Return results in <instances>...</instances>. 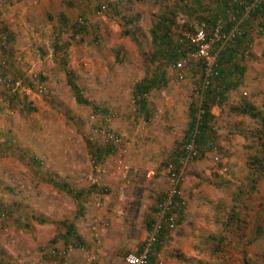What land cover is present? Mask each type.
Instances as JSON below:
<instances>
[{
    "label": "rangeland",
    "instance_id": "rangeland-1",
    "mask_svg": "<svg viewBox=\"0 0 264 264\" xmlns=\"http://www.w3.org/2000/svg\"><path fill=\"white\" fill-rule=\"evenodd\" d=\"M208 10L198 13L196 5L191 6L188 0H0V34L6 37V49L0 48V58L8 60V68L0 70L7 75L29 72L43 76L46 87L42 96H27L24 103L30 110L12 100L0 86V264H61L70 260L72 247L63 246L57 258L45 262L33 252L41 247L40 255L45 256L43 251L55 245H51L55 235L72 224L84 237L78 227L88 226L86 213L82 219L77 212L85 209L89 199V177L97 176L91 165L94 148L89 139L93 127L109 113L111 129L123 139V146L104 155L116 178L123 180L120 183L124 189L123 195H108L103 201L106 205L115 201L119 208L118 232L111 237L112 246H120L127 253L139 248L145 237V222L168 185L164 169L172 162L182 173L179 199L184 211L179 225L169 232L168 241L164 240L158 261L243 264L246 258L252 264H264V167L254 170L251 161L253 156L263 154V16L253 18L245 41H239L231 59L234 65L243 67L241 75L235 74L240 83L227 91L216 83L210 88L225 92L210 109L199 157L184 161L181 155L192 129L195 91L203 79V66L200 61H191L184 70V80L179 81L171 68L173 61L168 60L170 54L176 60L180 58L184 31L205 28L198 15L205 17ZM168 11L174 12L173 17ZM166 17L170 19L168 26L173 21L171 33L176 45L182 41L172 50L151 40L150 29L154 32ZM79 19L86 27L77 34L73 26ZM162 32L158 31V36ZM122 33L126 37L123 43L133 50L130 62L119 45ZM131 62H138L139 75L144 70L149 73L151 66L155 71H166L167 82L161 91L153 89L144 95L152 106V114L144 120L118 110L115 93H120L119 85L101 72L104 64L115 66L116 73L129 70ZM13 63H18L17 67ZM65 71L71 73L79 88L81 103L76 101ZM127 93L123 101L127 108L141 102L135 99L133 90ZM178 93L182 97L172 100ZM170 101L174 106L167 110ZM248 107L251 112L244 114L242 110ZM175 108L183 109L182 115L173 118L179 120L178 124L164 116L170 112L171 117ZM154 113H158L155 121ZM93 115H97L96 121L91 120ZM118 119L130 124L140 122L139 127L148 125L153 131L162 127L166 132L150 143H141L136 162L124 153L135 143L113 127ZM4 131L8 134H2ZM117 159L127 170L117 169ZM100 168L102 176L110 171L99 163ZM150 170L156 172L152 180L146 178ZM233 210L241 224L239 228H224L226 215ZM115 212L112 208L104 214ZM258 225L263 233L256 231ZM75 259L80 264L93 261L89 255H76Z\"/></svg>",
    "mask_w": 264,
    "mask_h": 264
},
{
    "label": "built area",
    "instance_id": "built-area-1",
    "mask_svg": "<svg viewBox=\"0 0 264 264\" xmlns=\"http://www.w3.org/2000/svg\"><path fill=\"white\" fill-rule=\"evenodd\" d=\"M207 5L204 10L208 9L214 12L216 20L213 28L207 31L203 28L195 31H184L181 36L184 40L180 51V58L173 61L171 68L176 75L177 80L183 81L185 78L184 70L186 66L193 60L200 61L203 66V79L195 94L197 102L194 110L192 129L188 139L183 142L181 147V155L184 161H191L199 157L200 148L198 147V136L201 126L206 116V94L210 86V76L213 66L220 53L231 48L239 41H245L248 34V28L251 26L253 14L264 8V0H205ZM78 23L83 21L79 19ZM3 34V33H2ZM0 34V48L6 49V37ZM8 48V47H7ZM0 67L8 68L7 57L0 58ZM29 73V72H28ZM43 76L24 74L22 77L18 75H7L6 72L0 70V86H2L7 95L17 103H22L24 98L30 93L42 96L46 93V87L43 82ZM137 96L135 99L143 100ZM111 113L101 117V121L96 124L91 132L89 139L91 146L94 148L91 154V165L97 176H90L92 187H97L103 181L105 175L98 163L99 152L109 149L113 151L115 146H123V139L114 132L109 123ZM97 115H93L91 120L96 121ZM117 169L121 172L127 170L121 159L116 161ZM101 170V171H100ZM93 171V172H94ZM181 170L176 168L172 162H168L164 169L167 177V188L163 192L160 200L156 203L155 211L150 216L151 223L147 230L144 244L139 253H127L124 258V264H149L153 257L154 264H159V251L155 249L156 244L168 241L169 232L174 230L178 224V220L184 211V203L178 198L179 188L182 181ZM156 172L150 170L146 173L148 180L154 179ZM163 236L160 240V235ZM161 244V245H162Z\"/></svg>",
    "mask_w": 264,
    "mask_h": 264
},
{
    "label": "crops",
    "instance_id": "crops-1",
    "mask_svg": "<svg viewBox=\"0 0 264 264\" xmlns=\"http://www.w3.org/2000/svg\"><path fill=\"white\" fill-rule=\"evenodd\" d=\"M150 32H151L152 43L156 45L155 44L156 39H154V32L152 29H150ZM121 36L122 37L119 38V43H120L119 45L122 47L123 49L122 51L125 53V55L128 56V59L130 62V59L133 57L132 56L133 50L130 49V47H128L126 43H123V40L126 39L125 33H122ZM174 60L175 59L172 58L170 55V58L168 61L172 62ZM17 65L18 63L15 65V67H17ZM130 65L131 66L129 70L118 71V73H116L117 68L115 66L111 64L107 66V64L106 65L104 64L103 70H101V72L104 76L110 77L112 81H116L119 85L120 93H117V92L115 93V96H116L115 100L117 99L116 106L118 110L121 112H124L126 115H130V114L135 115L136 117L139 118V120H144V119H147L150 116V114H152V109H151L152 106L148 104L145 101V99H143L141 100V102H137L138 104L137 105L135 104V107L131 106L127 108L128 106L124 104L126 100V95L128 94L127 92L133 90L137 94L138 92H141V91L143 92V94H145V93L151 92L153 89L154 91L159 90L158 92H160L161 91L160 89H162L161 86L167 82L166 81V71L165 70L155 71L154 67L151 66V68L153 69L152 70L150 69L149 73L148 72L145 73V70L144 71L142 70L143 74L139 75L138 74L139 70L137 67L138 62H135V63L131 62ZM94 71L96 72V70ZM26 74L30 75L29 73H26ZM92 80H93V77H92ZM92 80L90 79L91 82ZM215 95L218 96V97L215 96V99L217 100L220 99L221 101L220 89L219 90L215 89ZM181 97L182 95L178 93L173 96L172 100H179V98ZM24 102L27 103V98H24V101H22V104L26 105L25 107L27 109H30L29 104H25ZM173 106H174L173 101L172 102L170 101L168 105L165 107V109L172 110ZM181 111H183V109L175 108L174 114L171 115V117H170V114H171L170 112L164 114L165 119H168V120L170 119L171 122L174 121L175 124H178L179 120L178 119L173 120V118L176 116L182 115ZM156 115H158V113L157 114L154 113V121H155ZM158 118L156 120L157 123L159 122ZM139 124L140 122L138 124L135 122L132 124L126 123L122 119H118L117 121H114L113 123V127L116 131L121 133L125 138H128L131 141V143H135L133 148L127 149L126 151H124V153L125 154L127 153L129 158H132L136 162H139L140 155H141L140 150L142 149V144L150 143L151 140H154L157 137L162 136L164 132H166L163 130L162 127L157 128L156 130L154 129L153 131L148 125L141 124V126H144V127H141V126L139 127ZM2 134H8V133L4 131L2 132ZM115 148L116 149L114 150L116 151L119 147L115 146ZM105 154L111 155L113 154V151L111 152L109 149H107L105 151L99 152V155H98L99 162L98 163H100L102 167H104L105 170L107 171L109 167L110 171L105 173L106 176L104 177L103 182L99 186L91 187L87 191V196L89 199L86 200L87 204L85 205V209L79 210V212H77L79 213L77 216L79 218L81 217L82 219L84 218V213H86L85 217L87 219L85 220V223L86 225L88 224V226L83 225L82 226L83 229L82 228L80 229V227H78L79 230H81L84 233L83 234L84 237H80L76 233L74 225L72 224L70 227H68L67 230L63 232H58L55 235V238L53 239L54 241L52 240H51L52 242L48 241V243L51 242V245L52 244H55V245H52L50 247L47 244L49 249H46L43 251V253L46 254L45 256L43 255V257H41L40 255V253H42V250H43V248L41 247L33 252L34 255H37L38 259L45 262L53 258H57L58 251H61L60 249L63 246H66V249H68V247H72L73 254L70 260L67 261V263H61V264H80L77 262V259H75L76 255H84L85 258H87V256L89 255L90 260L91 259L93 260L92 263L90 264H124L123 262L124 256L122 257V254L124 253L125 255V253L127 252L123 251L120 246L111 245L113 242L111 240V237L117 231V226L119 223L117 220V216H118L117 211H119V208L116 207L117 204H114L115 201H112V204L108 203L107 205L106 203L103 202L104 200H108V195H123L121 194V191L124 190L123 185H122L123 183H120L121 181L123 182V180H121L120 178L119 179L116 178L118 177V175H116V173L113 172V166H109L108 158L104 157ZM91 205H93V207H89ZM99 206L100 208H97ZM101 206H104V209ZM112 208L116 210L115 214L108 213V216H106L104 212L105 211L107 212V210L109 212V210H112ZM149 218H147L145 222V225H146L145 226L146 232L144 234L145 237L144 239H141L139 248L137 249L135 248L134 249L135 251H133V253H139L142 249L144 240L147 235V221ZM104 230L106 231V233L104 232ZM78 233L82 234L80 231H78ZM76 237H79L80 241ZM82 241H85V242H82ZM108 246H112V247L108 248ZM126 250H129V248ZM49 251H51V253ZM106 252H109V253H106ZM159 253L160 254L162 253V248L160 249ZM149 264H154L153 257L150 259Z\"/></svg>",
    "mask_w": 264,
    "mask_h": 264
},
{
    "label": "trees",
    "instance_id": "trees-1",
    "mask_svg": "<svg viewBox=\"0 0 264 264\" xmlns=\"http://www.w3.org/2000/svg\"><path fill=\"white\" fill-rule=\"evenodd\" d=\"M188 2L190 3L191 6L196 5L197 10H199L198 13L203 11L204 6H203V3L201 0H188ZM263 10H264V8L257 10L253 14V18H257L259 15L264 17V11ZM168 12L173 17L174 12H171V11H168ZM207 12H209V13H206L205 17H202V14L198 15V13H197V15L199 16V20L203 21L205 23L204 29L207 31H210L211 28H213V26H214L216 16H215L214 12H211L210 10H208ZM210 13H212V14L209 15ZM206 17H207V19H206ZM161 21H162V23L160 22L159 24L156 25L157 28H155V26H154V28H155L154 29L155 30L154 31V39H156L155 44L156 45H168L170 50H172L173 47L175 49L176 47H178L182 43V41H180L179 45H176L175 39H174L175 35L172 36V33H171L172 28H173L172 27L173 21H172V24H171V22L169 23L170 24L169 26H168V22L170 21V19H168V17L164 18ZM85 27H86V25H84V22L82 24H80V23H78V20H77V23H75V26H73V29L78 34L81 31H84ZM184 29L186 30L187 28H184ZM162 30H163L162 35L160 34V36H158L157 32L158 31L161 32ZM188 30L193 31L192 27H189ZM125 33L128 34V31H125ZM5 34L7 35V33H5ZM240 43L241 42H238L237 45H235L231 48H228L224 52L220 53L216 59L214 66H213V70H212V73L210 76L211 82H210V86H209V89H208L207 94H206L205 109H206L207 113H206V116L204 117V122L201 126L200 133L198 136V143H197L198 147L201 144H203V142H204L203 139L206 136L205 130H207L206 125L208 124L207 122H208V119L210 116V109L215 104V96L218 97L217 95H215V89H210L212 84L216 83V84H219V86L224 85V89L227 91V90L233 88V86H236L235 84L240 83V77L239 76L236 77L235 74L241 75L243 73V67H240L239 65H234L233 62L231 61L234 53H236V48L239 47ZM7 51H9V50H7ZM167 52H170V51H167ZM174 53H176V52H174ZM171 57H172V55H171ZM175 57L178 58V52H177ZM174 61H176V59ZM65 74H66L67 82H68L69 86L71 87V89H72V91L76 97V101H79V103H81L82 102V96L80 95L81 93L79 91V88L76 86V84L73 81V77H72L71 73L69 71H65ZM23 75L24 74L21 73L18 76L22 77ZM203 76H204V73H203ZM224 92H225L224 90L221 91V95H220L221 99H223ZM135 94H136L135 98L137 96L141 97L143 95V92L141 91V92H138V94L137 93H135ZM242 112L244 114H248L251 111H250V108L248 107V108H244L242 110ZM261 129H262V131H261L262 142L260 143V146L262 148L263 154L261 157H259V156H253L252 157L251 161L255 165L254 170H256V168L258 166L261 169L264 167V159H263V157H264V121H263V124L261 125ZM179 192H180V188H179ZM179 195H178V198H180ZM153 211H155V208L153 209ZM39 222H41V220ZM150 223H151V219L149 218L147 221V230L149 228ZM179 223H180V218L178 220L177 225H179ZM240 224L241 223L239 221V217L234 210L229 212L228 215H226L225 222H224V228H228V229H231L232 227L239 228ZM256 231L258 233H263L262 226L258 225L256 228ZM162 236H163V232L160 235V240H161ZM161 244H162L161 241H160V243L156 244L155 249L157 251H160ZM159 264H161V263L159 262ZM243 264H252V263L248 259L243 258Z\"/></svg>",
    "mask_w": 264,
    "mask_h": 264
},
{
    "label": "clouds",
    "instance_id": "clouds-1",
    "mask_svg": "<svg viewBox=\"0 0 264 264\" xmlns=\"http://www.w3.org/2000/svg\"><path fill=\"white\" fill-rule=\"evenodd\" d=\"M12 76H14V75H12Z\"/></svg>",
    "mask_w": 264,
    "mask_h": 264
}]
</instances>
